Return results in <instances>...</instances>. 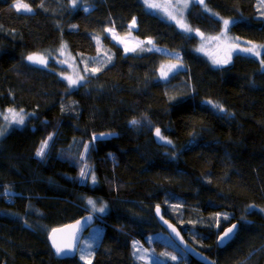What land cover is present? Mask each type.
Listing matches in <instances>:
<instances>
[{"label": "trees", "instance_id": "trees-1", "mask_svg": "<svg viewBox=\"0 0 264 264\" xmlns=\"http://www.w3.org/2000/svg\"><path fill=\"white\" fill-rule=\"evenodd\" d=\"M93 2L74 10L68 0H22L28 12L17 10L16 0H0V109L29 115L0 142V264H84L56 260L45 237L52 226L91 214L83 198L91 194L109 211L96 218L103 238L90 264H146L131 258L134 239L159 257L165 245L145 239L164 233L152 215L156 201L213 264H264V54L235 55L214 68L195 53V37L141 0ZM187 18L191 29L211 36L231 20L230 37L264 46V0H196ZM109 30L178 54L183 69L160 81L167 57L125 53ZM62 44L82 77L72 91L63 67L22 58ZM155 128L171 146L154 144ZM72 140L88 145L94 187L63 152ZM234 222L236 236L219 249L217 236ZM175 252L165 263L176 264Z\"/></svg>", "mask_w": 264, "mask_h": 264}, {"label": "rangeland", "instance_id": "rangeland-1", "mask_svg": "<svg viewBox=\"0 0 264 264\" xmlns=\"http://www.w3.org/2000/svg\"><path fill=\"white\" fill-rule=\"evenodd\" d=\"M143 5L146 6L145 10L152 12V14L159 16L161 19L165 20L166 22L173 24L177 27L179 31L184 33L187 36L195 37L197 39V47L194 49L195 53L200 57L204 58V60L208 61L214 68H220L223 66H227L231 63L233 57L235 55H242L245 57L254 58L256 60H260L262 54H264V46L259 44H249L242 40L232 38L228 34L229 27L233 24V21L228 20L230 23L225 26L224 21L221 20V32L217 35H202V38H199L197 34L200 35L199 31H194L191 29L189 24L187 15L193 5V2L196 0H141ZM69 5L75 9H80L82 7H86L88 5H92L94 2L93 0H68ZM152 4L154 7H149L148 5ZM186 28L191 29V31L186 30ZM130 29H135V23L133 22L130 25ZM112 37L115 43L123 48L125 53H131L138 49H147L149 51L156 52L158 54L164 55L167 57V61H164L159 69L158 78L160 81L165 82L168 80L170 76L176 73L179 70H182V64L180 62V57L176 53L169 52L163 48H157L152 45L151 41H140L134 39L131 35H126L123 37L117 36L115 32H107ZM202 34V33H201ZM247 49H252L251 52L247 51ZM29 56H33L38 60L42 58L43 62H32L28 59ZM24 60L33 66H38L41 68L49 66L50 63L58 64L59 66L66 69V73L62 75L66 84L68 85L69 90H75L79 84L82 82V77L78 67L76 66V62L74 58L69 53L65 44H62L59 48L53 50H46L41 52H36L33 54L25 55ZM70 81H74L75 83H70ZM9 109H0V142L11 132L16 129H19L25 125V121L28 120L29 115L25 112L20 110L13 109L18 116H13L12 113L8 111ZM5 116L8 119H5ZM23 118V123L14 122L19 118ZM55 136H51L47 138L42 144H47L44 148V154L42 156H38L42 158L47 149L51 146L52 141L54 140ZM163 143L165 145H169L166 140L163 139ZM39 147L38 151L41 149ZM88 145H83L79 140H72L71 143L64 149L65 152L69 157L70 162H75L78 166L81 165L79 171V177L81 178L82 182L88 180L90 186H94L95 182H93V174H90V167L86 163L87 159V151ZM37 151V152H38ZM36 152V153H37ZM75 159V160H73ZM84 172L85 175L81 176V172ZM89 200L94 202L93 204H89ZM84 204L86 207L91 211V214H94L96 217H103L105 213L108 212L107 205L102 203L98 200L93 199H85ZM103 209V211H100ZM103 237V225L100 226L99 224H94L93 227L84 235L81 245L79 246V253H78V260L82 259L85 251L89 252L90 254L83 258L84 264H90L94 249L98 247ZM158 238V239H157ZM153 239H161L165 244H168L169 240L164 233H158L154 237L148 238L147 241H151ZM160 241V240H159ZM136 245L137 253L139 254L142 259L146 263L152 262L153 259L150 256L154 257L149 250L147 252L141 248L138 244ZM149 255H148V254ZM165 253V252H164ZM165 255V254H164ZM176 257L175 260L171 259V257ZM170 257V262L178 263L181 261L182 255L181 254H174ZM86 259V260H85ZM169 262V261H168Z\"/></svg>", "mask_w": 264, "mask_h": 264}, {"label": "water", "instance_id": "water-1", "mask_svg": "<svg viewBox=\"0 0 264 264\" xmlns=\"http://www.w3.org/2000/svg\"><path fill=\"white\" fill-rule=\"evenodd\" d=\"M199 38H202L203 36L200 34H197ZM160 130V129H159ZM161 134V130H160ZM155 140V143L157 146L162 145V141L160 136H157L156 130L153 132L152 136ZM155 218L157 219L156 222L159 223L161 229L167 233V235L173 240V242L185 253L188 254V256L201 263V264H213L210 262L208 258H206L203 254L200 252L194 250L192 247H190L186 242H184L183 236L180 231H177L178 229L170 222L165 221L164 218H162V212L159 209V212L157 211V208L154 212ZM95 216L92 214H87L82 218L77 219L74 222H71L69 224H66L61 227H57L55 230L51 231L47 237L48 244L50 246V249L55 257V259H73L77 256V252L81 243V240L83 238V235L87 232V230L93 226L95 223ZM236 227L233 229V232L229 235L228 238H226L224 241L220 240V237L224 235V233L231 227H227L217 238L216 243L218 248L222 249L224 248L228 243H230L238 231V225L234 224ZM171 226V227H170ZM175 229V231H173ZM179 233V235H177ZM55 245V246H54ZM60 248L62 249L61 253L58 255L56 249Z\"/></svg>", "mask_w": 264, "mask_h": 264}, {"label": "bare ground", "instance_id": "bare-ground-1", "mask_svg": "<svg viewBox=\"0 0 264 264\" xmlns=\"http://www.w3.org/2000/svg\"><path fill=\"white\" fill-rule=\"evenodd\" d=\"M184 34V33H183ZM118 36V35H117ZM123 49V48H122ZM181 62V61H180ZM159 73V72H158ZM26 122V121H25ZM27 123V122H26ZM26 123H25V125H26ZM24 125V126H25ZM23 126V127H24ZM156 129H160L161 130V134H160V136H162V128H155L154 130H153V132L156 130ZM153 140H154V138H153ZM161 141H162V145L161 146H157V144L155 143V140H154V144L157 146V147H159V148H161L163 145H164V143H163V139H161ZM169 144V146H171L170 145V143H168ZM168 146V147H169ZM47 151H48V149H47ZM46 154V153H45ZM55 155L57 156V157H59V153H55ZM43 158V157H42ZM91 187H94V186H91ZM91 197H94V198H98L97 197V195L96 194H91L90 195ZM21 197H23L22 195H21ZM84 199H88L89 197H88V195H85L84 197H83ZM94 198H89V199H93V200H97V199H94ZM120 198H121V196H120ZM98 201H101L102 203H105L104 201H102V200H98ZM106 205H107V208H108V211H109V206H108V204L107 203H105ZM155 207L153 206V210H152V215H153V218H154V222H156L157 221V219L155 218V215H154V212H155V209L156 208H159L160 210H161V212H162V218H164L165 219V217H164V215H163V213L165 212L164 211V209H163V202L162 201H159V202H155ZM87 215V214H86ZM84 217V216H83ZM82 218V217H81ZM97 220L98 219H95V223L94 224H96V222H97ZM76 221V220H75ZM165 221H168V219H165ZM74 222V221H73ZM168 222H170V223H172L171 221H168ZM71 223V222H70ZM67 224H69V223H67ZM94 224H93V226H94ZM156 224L160 227V225H159V223L158 222H156ZM173 224V223H172ZM234 224H237L238 225V227L240 226V224L238 223V222H234L233 224H231V225H229L228 226V228L229 227H231L232 225H234ZM64 225H66V224H64ZM64 225H60V226H57V227H61V226H64ZM174 225V224H173ZM39 225L38 224H35V225H32V227L31 228H34V229H37V227H38ZM56 225H54V226H52V228H50L49 230V233L51 232V231H53V230H55L57 227H55ZM93 226H91V227H93ZM175 226V225H174ZM90 227V228H91ZM176 227V226H175ZM90 228L87 230V232L90 230ZM161 228V227H160ZM177 228V227H176ZM227 228V227H226ZM225 228V229H226ZM178 229V228H177ZM224 229V230H225ZM223 230V231H224ZM177 231H180L179 229L177 230ZM222 231V232H223ZM86 232V233H87ZM221 232V233H222ZM49 233L47 234V237H48V235H49ZM85 233V234H86ZM162 233V232H161ZM220 233V234H221ZM84 234V235H85ZM164 234L167 236V238H168V240H169V242H168V244H165V243H163L164 245H165V247H164V249H163V251L165 252H163L161 255H159V257H155L154 258V261L155 262H157V264H166L165 263V259H166V257L165 256H167L166 255V253L167 252H171V251H173L174 250V248H175V254H181L182 255V260L181 261H185L184 262V264H188L187 262H186V257L184 256V255H186L187 256V258L190 260V261H195V260H193V259H191L189 256H188V254L187 253H185L183 250H181L174 242H173V240L167 235V233H165L164 232ZM219 234V235H220ZM84 235H83V238H84ZM218 235V236H219ZM218 236H217V238H218ZM236 236V235H235ZM47 237H45L46 239H47ZM128 239H126L127 240V244H129V239H130V235L129 234H127V236H126ZM83 238H82V240H83ZM103 238V237H102ZM131 238L133 239L134 238V236H131ZM145 239L147 240L148 239V237H145ZM158 239V238H157ZM184 239V238H183ZM234 239V238H233ZM82 240H81V243H82ZM160 241H161V243L163 242L161 239H159ZM217 240V239H216ZM184 242H185V239H184ZM47 243H48V240H47ZM81 243H80V245H81ZM143 242H141V240H140V242L139 241H137L136 239H134V244H138L141 248H143L145 251H146V247H143V244H142ZM187 243V242H186ZM133 244V246L135 247V250H136V253H133V254H130L131 255V258L135 261V262H144V263H146L145 261H144V258L142 259V257H140L139 256V254L137 253L138 251H137V249H136V245H134ZM188 244V243H187ZM49 245V244H48ZM189 245V244H188ZM190 246V245H189ZM50 247V246H49ZM79 247V246H78ZM191 247V246H190ZM193 248V247H192ZM79 249H80V247H79ZM79 249H78V252H77V256H78V253H79ZM194 249V248H193ZM195 250V249H194ZM181 252V253H178V252ZM90 253L89 252H86L85 251V253H84V255L82 256V259H80L79 260V262L80 263H84V261H82L83 260V258L84 257H86V256H88ZM165 254V255H164ZM77 256L76 257H74L73 259H76L77 258ZM206 257V256H205ZM87 258V257H86ZM78 259V258H77ZM56 260H58V261H65V260H72V259H56ZM86 260V259H85ZM210 260V259H209ZM181 261H179V262H181ZM195 262H197V261H195ZM210 262H211V260H210ZM148 263H150V262H148ZM197 263H199V262H197ZM213 263V262H212ZM147 264V263H146ZM176 264H179V263H176ZM201 264V263H200Z\"/></svg>", "mask_w": 264, "mask_h": 264}, {"label": "snow or ice", "instance_id": "snow-or-ice-1", "mask_svg": "<svg viewBox=\"0 0 264 264\" xmlns=\"http://www.w3.org/2000/svg\"><path fill=\"white\" fill-rule=\"evenodd\" d=\"M14 6L17 8V10H20L21 8H23L25 11H28V12H31V11H32V9L28 6V4H26V3H22V0H16V4H15ZM148 6H149V7H154V5H152V4H149ZM229 23H230V22H229L228 20H225V21H224L225 26H227ZM186 30L191 31V29H188V28H186ZM247 51L251 52L252 49H247ZM28 59H29L30 61L34 62V63H36V62H43V61H42V58H40V59L38 60L37 58H35V57H33V56H29ZM70 83H75V82H74V81H70ZM214 106L217 107L220 111H225V109H224L222 106L218 105V104H217V105H214ZM8 111H9L10 113H12L13 116H18V113H16L13 109H9ZM5 119H8V117L5 116ZM14 122H17V123H21V124H22V123H23V118L21 117V118H19L18 120H15ZM131 123H132V124H136L137 121L133 120V121H131ZM0 134H2V133H0ZM156 134H157V136H160V130H159V129H156ZM160 138H161V139H164V137H162V136H160ZM168 143H170V141H168ZM46 146H47V144H46V142H45V144H43V145L41 146V149L37 152V155H38V156H42V155L44 154V148H45ZM84 175H85V173L82 171V172H81V176H84ZM93 182H95V178H94V177H93ZM89 204H93V205H94V202L91 201V200H89ZM100 211H103V209H100ZM157 211L159 212V208H157ZM170 227H171V226H170ZM235 227H236V226L233 225L232 228H229V229L224 233V235L220 237V240H221V241H224L226 238H228L229 235L233 232V229H235ZM173 231H175V229H173ZM177 235H179V233H177ZM54 246H55V245H54ZM56 251H57V254L59 255V254L61 253L62 249L57 248ZM171 259L175 260L176 257L173 256V257H171Z\"/></svg>", "mask_w": 264, "mask_h": 264}, {"label": "crops", "instance_id": "crops-1", "mask_svg": "<svg viewBox=\"0 0 264 264\" xmlns=\"http://www.w3.org/2000/svg\"><path fill=\"white\" fill-rule=\"evenodd\" d=\"M144 5H145V4H144ZM144 7H146V6H144ZM146 8H147V7H146ZM146 8H145V9H146ZM147 9H148V8H147ZM165 57H166V56H165ZM182 69H183V66H182ZM219 249H220V248H219ZM51 252H52V251H51ZM146 252H147V249H146ZM52 254H53V253H52ZM147 254H148V253H147ZM148 255H149V254H148ZM53 256H54V255H53ZM54 258H55V257H54ZM150 258L153 259V261H154V257L150 256ZM165 261H166V260H165ZM166 264H167V263H166Z\"/></svg>", "mask_w": 264, "mask_h": 264}]
</instances>
